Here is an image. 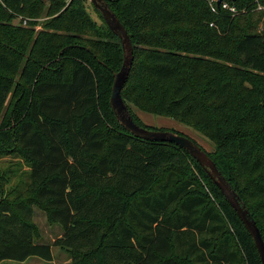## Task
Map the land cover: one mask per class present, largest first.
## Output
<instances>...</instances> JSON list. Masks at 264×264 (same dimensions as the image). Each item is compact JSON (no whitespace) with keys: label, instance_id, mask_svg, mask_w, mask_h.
Masks as SVG:
<instances>
[{"label":"trees","instance_id":"16d2710c","mask_svg":"<svg viewBox=\"0 0 264 264\" xmlns=\"http://www.w3.org/2000/svg\"><path fill=\"white\" fill-rule=\"evenodd\" d=\"M105 1L134 48L122 96L135 122L156 129L135 109L171 117L212 143L201 147L264 239V31L253 21L264 0H230L236 15L205 0ZM43 3L0 0V118L16 96L0 121V155L29 168V183L17 185L0 170V263L52 261L59 246L71 264H262L196 159L117 119L110 97L124 52L100 10L91 0H49L40 29L25 27ZM35 206L62 228L52 244L36 240Z\"/></svg>","mask_w":264,"mask_h":264},{"label":"water","instance_id":"95a60500","mask_svg":"<svg viewBox=\"0 0 264 264\" xmlns=\"http://www.w3.org/2000/svg\"><path fill=\"white\" fill-rule=\"evenodd\" d=\"M95 7L100 10L108 27L119 37L124 52V60L121 69L114 74V84L110 97V103L121 125L134 136L148 141L174 142L186 149L194 159L204 168L212 181L220 188L221 192L237 212L245 227L251 234L258 250L261 263L264 264V239L260 228L250 214L246 204L238 192L233 189L230 182L220 171L214 160L191 137L177 131L150 129L139 125L133 119L128 104L122 96V89L128 78L134 59V48L127 29L119 20L105 0H91ZM222 0H219L221 2Z\"/></svg>","mask_w":264,"mask_h":264},{"label":"rangeland","instance_id":"374dc122","mask_svg":"<svg viewBox=\"0 0 264 264\" xmlns=\"http://www.w3.org/2000/svg\"><path fill=\"white\" fill-rule=\"evenodd\" d=\"M43 13L36 19L37 23L32 24V23H25L22 22V24L25 27H30V28H36V31L40 29L41 23L47 19L46 12L48 9L49 5V0H43ZM69 1V0H67ZM91 13L93 17L100 22V18L98 16V13L95 11V9L92 7ZM253 21L256 22L257 25V30L258 31H264V11H257L254 13L253 16ZM13 25L20 24L19 19H14L12 21ZM244 27H247L245 23ZM249 27V26H248ZM36 33V32H35ZM222 36L225 38L231 37L230 34L227 32H220ZM222 47V46H220ZM222 49V48H219ZM227 64H231V62H226ZM15 79L19 78V71H17L14 74ZM14 85H11V93L14 90ZM13 95V94H12ZM10 94L9 100L7 104L5 105L2 113H1V118L0 121L6 120L9 118V113L12 108V105L15 102L16 96H12ZM136 113L140 116L142 122L150 126L152 128L156 129H161V130H175L178 132H181L194 140H196L200 145H202L206 150L211 151L213 150L212 148V143L210 144L209 141L206 138H203V136L189 128L183 123H180L179 121L171 118V117H166V116H161L157 114H153L150 112L146 111H141L135 109ZM14 122H12L13 125ZM4 153V152H2ZM0 170H8L11 173V180L13 185H17L19 182H22L24 184L29 183V177H28V164L20 159L17 155H0ZM35 212H34V221L36 225V231L38 232V238L36 240H39L41 242L45 243H53L55 239L60 237L63 233L62 228L59 224L53 223L48 220L45 209L40 208L38 206L34 207ZM53 255L54 259L52 261H47L45 259H42L40 257L34 256V260H32V264H71V255L66 251L65 249H61L59 246H53ZM14 260H8L5 264H16L17 262H12Z\"/></svg>","mask_w":264,"mask_h":264},{"label":"built area","instance_id":"2783aa9c","mask_svg":"<svg viewBox=\"0 0 264 264\" xmlns=\"http://www.w3.org/2000/svg\"><path fill=\"white\" fill-rule=\"evenodd\" d=\"M205 1L208 3L211 10L215 13L218 12L220 9L229 11L233 15L239 13L238 7L234 3L230 2V0H222L221 2H219V0H205ZM257 9L264 10V5L258 3ZM24 22L26 23V20H24Z\"/></svg>","mask_w":264,"mask_h":264},{"label":"crops","instance_id":"0c3cea01","mask_svg":"<svg viewBox=\"0 0 264 264\" xmlns=\"http://www.w3.org/2000/svg\"><path fill=\"white\" fill-rule=\"evenodd\" d=\"M32 260H34L33 257H29L27 260L23 262H18V261H12V262H17L16 264H32ZM8 260L2 261L0 264H5Z\"/></svg>","mask_w":264,"mask_h":264}]
</instances>
